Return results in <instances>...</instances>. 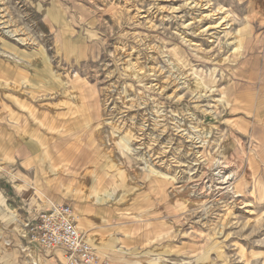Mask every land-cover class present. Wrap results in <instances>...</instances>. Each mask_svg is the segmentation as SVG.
<instances>
[{
    "label": "rangeland",
    "instance_id": "1",
    "mask_svg": "<svg viewBox=\"0 0 264 264\" xmlns=\"http://www.w3.org/2000/svg\"><path fill=\"white\" fill-rule=\"evenodd\" d=\"M192 1L0 0L2 60L43 63L82 105L74 134L57 138L95 151L108 135L121 163H106L100 234L71 205L108 264H264V101H247V61L260 55L247 54L239 0L210 1L230 28L208 32L218 16L199 21ZM30 199L36 211L61 202ZM28 215L0 197V264H63L28 244Z\"/></svg>",
    "mask_w": 264,
    "mask_h": 264
},
{
    "label": "crops",
    "instance_id": "2",
    "mask_svg": "<svg viewBox=\"0 0 264 264\" xmlns=\"http://www.w3.org/2000/svg\"><path fill=\"white\" fill-rule=\"evenodd\" d=\"M239 1L247 23V54L260 55L259 61H247L251 71L247 101L256 111L254 103L264 101V0ZM30 64L21 69L0 57V197L11 209L28 213L32 219L44 209L36 211L30 198L48 203L59 199L76 206L87 229L100 234L96 226L105 220L102 189L108 163L103 149L98 143L96 152L77 148L75 136L67 141L57 138L61 133L74 134L69 124L82 105L75 106V94L59 92L58 78L43 63ZM58 181L64 183L61 188Z\"/></svg>",
    "mask_w": 264,
    "mask_h": 264
},
{
    "label": "built area",
    "instance_id": "3",
    "mask_svg": "<svg viewBox=\"0 0 264 264\" xmlns=\"http://www.w3.org/2000/svg\"><path fill=\"white\" fill-rule=\"evenodd\" d=\"M79 222L71 205L53 204L24 224L26 241L45 252L59 251L63 264H108L86 241Z\"/></svg>",
    "mask_w": 264,
    "mask_h": 264
},
{
    "label": "bare ground",
    "instance_id": "4",
    "mask_svg": "<svg viewBox=\"0 0 264 264\" xmlns=\"http://www.w3.org/2000/svg\"><path fill=\"white\" fill-rule=\"evenodd\" d=\"M211 0H198V1H192L191 3H190V5H193V7L195 6V7H198V8H202V10L204 11V10H206V12H204V13H201V14H199V16H198V20L199 21H203V20H206L208 17L210 18V17H217V18H214V19H217V20H215V22H212V23H207L205 26H203L202 27V29H201V32H208V31H210V30H213V29H221V30H224V29H228V28H230V20L229 19H227V17H225L224 15H222V13H221V10H216V11H212L211 10V2H210ZM188 3H186V5H187ZM213 5V4H212ZM213 7V6H212ZM208 10V11H207ZM195 18V17H194ZM197 18V17H196ZM191 19V18H190ZM208 21V20H207ZM206 21V22H207ZM2 22H4V21H2ZM1 22V23H2ZM189 25V24H188ZM187 25V26H188ZM197 30V29H196ZM200 32V31H199ZM213 32V31H212ZM9 33V32H8ZM222 32L220 31V30H218V32H214V33H210L209 34V36L210 37H208V38H210V42H213V38L214 39H216L217 38V35H219V34H221ZM11 34H13L12 32H11ZM14 35V34H13ZM13 35H11V36H13ZM8 36H9V34H8ZM204 36V35H203ZM174 66V65H173ZM154 68V67H153ZM153 68H151V69H153ZM156 69V68H155ZM154 84V83H153ZM157 85V84H156ZM155 85V86H156ZM163 87V86H162ZM165 88V87H164ZM160 89V88H159ZM158 92V91H157ZM160 92V91H159ZM199 95V97H200V94H198L197 93V96ZM187 110V109H186ZM103 131V130H102ZM102 131H100V133L102 132ZM102 133H104V132H102ZM106 134V133H105ZM107 135V134H106ZM109 136L107 135V137L105 136V135H98L97 134V136H96V141H97V143L102 147V149H103V155H104V157H105V159L107 160V162H110V163H113L114 164V166L118 169V170H120V168H118V167H121V163H119V162H116V159L114 158L113 159V153L114 152H112V150L110 149V143H109V141H108V138ZM187 138V137H186ZM125 144H126V147L128 148V142L127 141H125ZM115 154V153H114ZM117 156V155H116ZM218 164V163H217ZM219 165V164H218ZM225 165V164H224ZM215 166H216V164H215ZM226 166V165H225ZM228 166V165H227ZM221 167V166H220ZM137 168V167H136ZM143 169H145V168H143ZM142 169V170H143ZM135 170V169H134ZM220 171H221V168H220ZM138 172H141V170L140 171H138ZM218 172V171H217ZM132 174V173H131ZM226 174V173H225ZM204 177V176H203ZM233 179V175H231V176H229V175H227L225 178H224V180L222 179V181L220 182H218V184H219V190H221V189H223V190H227V191H229V189H230V187L232 186L231 185V183H230V180H232ZM201 180V179H200ZM205 180H206V178H205ZM203 181V180H202ZM201 182V181H200ZM208 182V181H207ZM240 183L241 182H239L238 184H237V186H236V189H235V194H236V196L235 197H241L242 196V194L240 193V191H239V187H240ZM198 184V183H197ZM205 184V183H204ZM142 185V184H141ZM204 186V185H203ZM218 186V185H217ZM198 187H200V186H198ZM215 187V186H214ZM213 187V189H216V188H214ZM135 188H140V185H139V187L137 186V187H135ZM197 188V187H196ZM210 188V187H209ZM167 189V188H166ZM198 189V188H197ZM169 190V189H168ZM168 190H166V191H168ZM206 191V190H205ZM170 193V192H169ZM174 193V192H173ZM231 193V192H230ZM223 194V193H222ZM234 194V195H235ZM228 196V195H227ZM223 197V196H222ZM222 197H221V199H222ZM220 199V198H219ZM220 199V200H221ZM215 200V199H214ZM192 207V206H191ZM193 207H195V205L193 206ZM22 235H24L25 236V234H23L22 233ZM53 261V260H52ZM54 264V263H53Z\"/></svg>",
    "mask_w": 264,
    "mask_h": 264
}]
</instances>
